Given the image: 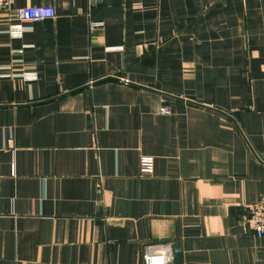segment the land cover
I'll return each instance as SVG.
<instances>
[{"label": "crops", "instance_id": "0c3cea01", "mask_svg": "<svg viewBox=\"0 0 264 264\" xmlns=\"http://www.w3.org/2000/svg\"><path fill=\"white\" fill-rule=\"evenodd\" d=\"M263 191L264 0H0V264H264Z\"/></svg>", "mask_w": 264, "mask_h": 264}, {"label": "built area", "instance_id": "2783aa9c", "mask_svg": "<svg viewBox=\"0 0 264 264\" xmlns=\"http://www.w3.org/2000/svg\"><path fill=\"white\" fill-rule=\"evenodd\" d=\"M5 1L10 5L14 0ZM18 17L26 21L54 19L56 10L53 6L27 7L18 11ZM93 25L99 27L102 26V23ZM162 113L170 115L171 110L163 108ZM154 164V157L142 156L140 159V173L142 175L153 174ZM246 208L248 212L245 219L247 230L264 238V191L258 201L247 205ZM143 259L145 264H171L173 261L172 248L168 244H149L144 249Z\"/></svg>", "mask_w": 264, "mask_h": 264}, {"label": "water", "instance_id": "95a60500", "mask_svg": "<svg viewBox=\"0 0 264 264\" xmlns=\"http://www.w3.org/2000/svg\"><path fill=\"white\" fill-rule=\"evenodd\" d=\"M173 252V261L171 264H183V251L181 245L177 242L171 245Z\"/></svg>", "mask_w": 264, "mask_h": 264}]
</instances>
